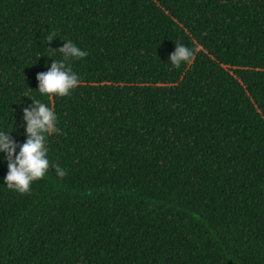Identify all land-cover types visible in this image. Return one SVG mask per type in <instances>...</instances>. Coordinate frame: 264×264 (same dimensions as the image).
I'll use <instances>...</instances> for the list:
<instances>
[{
  "label": "trees",
  "instance_id": "obj_1",
  "mask_svg": "<svg viewBox=\"0 0 264 264\" xmlns=\"http://www.w3.org/2000/svg\"><path fill=\"white\" fill-rule=\"evenodd\" d=\"M69 40L79 85L40 94ZM177 43L197 50L174 68ZM32 99L66 175L21 194L0 151V264H264V0H0L15 153Z\"/></svg>",
  "mask_w": 264,
  "mask_h": 264
},
{
  "label": "clouds",
  "instance_id": "obj_2",
  "mask_svg": "<svg viewBox=\"0 0 264 264\" xmlns=\"http://www.w3.org/2000/svg\"><path fill=\"white\" fill-rule=\"evenodd\" d=\"M56 36L55 32L50 33L47 42H51ZM50 49L52 52L61 53L63 59L52 60L48 71L37 73L38 91L47 96H68L80 83L78 75L68 61L82 59L88 53L70 40L64 41L63 46L58 49ZM196 50L177 43L175 51L168 59L174 68H179L181 63L190 64L194 60ZM32 100L34 106L23 109V118L27 122L25 128L27 139L19 145L18 153H15L17 145L9 133L0 131V151L6 154L8 167L4 182L9 189H14L21 194L29 193L32 183L43 179L49 167L55 168L60 178L66 175V170L59 165L51 164L47 156V137L59 132L54 108L39 100Z\"/></svg>",
  "mask_w": 264,
  "mask_h": 264
}]
</instances>
